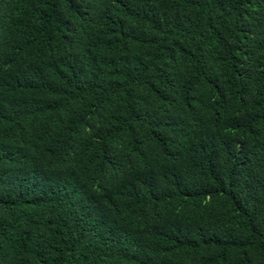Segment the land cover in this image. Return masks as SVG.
Returning <instances> with one entry per match:
<instances>
[{
	"label": "trees",
	"instance_id": "trees-1",
	"mask_svg": "<svg viewBox=\"0 0 264 264\" xmlns=\"http://www.w3.org/2000/svg\"><path fill=\"white\" fill-rule=\"evenodd\" d=\"M0 264H264V0H0Z\"/></svg>",
	"mask_w": 264,
	"mask_h": 264
}]
</instances>
